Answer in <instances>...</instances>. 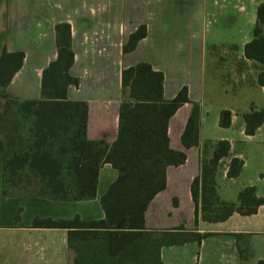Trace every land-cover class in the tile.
<instances>
[{
	"label": "crops",
	"instance_id": "1",
	"mask_svg": "<svg viewBox=\"0 0 264 264\" xmlns=\"http://www.w3.org/2000/svg\"><path fill=\"white\" fill-rule=\"evenodd\" d=\"M264 0H0V56L23 53L21 66L6 86L0 85V106L8 98L39 99L44 68L56 58L55 25L70 26L74 58L69 72L78 79L67 87L69 100L87 104L86 137L111 145L117 136L122 99V70L147 62L163 74L162 95L173 99L182 87L188 101L169 118V147L184 151V163L166 167L164 189L148 203L142 228L99 224L105 218L100 196L117 177L110 163L98 172L96 196L89 200H41L4 197L0 232L9 234L11 255L6 264H257L264 259V204L251 215L232 213L222 221L195 222L191 182L200 173L218 140L228 153L214 172L216 195L239 203V192L255 187L264 198V121L254 134L245 133L243 114L264 108V86L257 74L264 68L244 56L253 38L257 7ZM146 35L123 52L139 26ZM10 60V61H8ZM12 59H5L11 70ZM17 60L15 59V63ZM14 63V64H15ZM199 108L198 144L184 147L181 134L192 105ZM231 112L230 124L219 125V113ZM232 158L242 160L228 177ZM19 209V220L14 221ZM200 212V211H199ZM200 214V213H199ZM198 214V215H199ZM35 217L95 223L74 227H34ZM182 225L186 231L207 232L200 241L163 243V231ZM247 243L241 258L237 237Z\"/></svg>",
	"mask_w": 264,
	"mask_h": 264
},
{
	"label": "trees",
	"instance_id": "2",
	"mask_svg": "<svg viewBox=\"0 0 264 264\" xmlns=\"http://www.w3.org/2000/svg\"><path fill=\"white\" fill-rule=\"evenodd\" d=\"M56 58L42 71L39 99L8 98L0 106V138L2 140L1 193L4 197H38L41 200H89L96 196L99 168L110 163L117 170L116 179L100 196L105 218L98 222L114 228H142L144 211L156 193L166 184V167L184 163V151L169 147L167 125L177 108L188 101L182 87L171 100L162 95L163 74L147 62H139L122 70V99L119 105L117 136L111 145L86 137L87 104L69 100L67 87L77 85L69 68L74 54L70 48V26L55 25ZM146 26L139 25L122 49L131 51L145 37ZM244 56L264 66V2L256 11L253 38L244 46ZM12 59L11 70L0 66V85L6 86L21 66L23 53L8 54L2 50L0 61ZM15 59L17 62L15 63ZM10 61V60H8ZM15 63V64H14ZM264 86V68L257 74ZM231 112L219 113V125L230 124ZM245 133L252 135L264 121V108H251L243 114ZM199 108L193 104L181 134L184 147L198 144ZM230 144L218 140L212 157L200 165V173L191 182L195 222L222 221L234 212L251 215L264 204L254 186L239 192V203H227L216 195L214 172L218 161L226 156ZM242 160L232 158L228 177H235ZM216 207L218 209H216ZM202 216L200 217V212ZM215 213L214 217L205 213ZM199 214V215H198ZM19 220V209L14 216ZM86 223L73 220L35 217L34 227H74ZM208 233L186 231L182 225L163 231V243L200 241ZM237 237L241 258L248 254L247 243ZM257 264H264V259Z\"/></svg>",
	"mask_w": 264,
	"mask_h": 264
},
{
	"label": "rangeland",
	"instance_id": "3",
	"mask_svg": "<svg viewBox=\"0 0 264 264\" xmlns=\"http://www.w3.org/2000/svg\"><path fill=\"white\" fill-rule=\"evenodd\" d=\"M263 129H264V126H263ZM216 209H218V208L216 207ZM202 215H203L202 212H200V217ZM205 215H210L211 217H214L215 213L214 212H212V213L207 212V213H205ZM10 255H11V245H10L9 234L4 233V232H0V264H6V263H3V261L1 259L9 257Z\"/></svg>",
	"mask_w": 264,
	"mask_h": 264
}]
</instances>
